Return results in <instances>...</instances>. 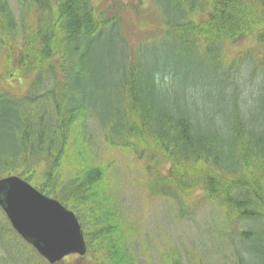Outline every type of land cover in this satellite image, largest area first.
Segmentation results:
<instances>
[{"label": "trees", "instance_id": "16d2710c", "mask_svg": "<svg viewBox=\"0 0 264 264\" xmlns=\"http://www.w3.org/2000/svg\"><path fill=\"white\" fill-rule=\"evenodd\" d=\"M17 3L20 26L0 0V65L15 59L34 76L22 95L0 88V178L16 175L58 200L76 215L88 252L130 264L125 250L103 244L114 234L123 248L109 166L86 161L77 143L78 166L67 158L94 117L108 146L144 162L151 198L183 212L200 192L225 212L235 263L264 264V0H163L174 50L148 65L128 57L126 41L121 53L97 46L119 24L95 19L90 0ZM254 27L261 55L226 61V47Z\"/></svg>", "mask_w": 264, "mask_h": 264}, {"label": "rangeland", "instance_id": "374dc122", "mask_svg": "<svg viewBox=\"0 0 264 264\" xmlns=\"http://www.w3.org/2000/svg\"><path fill=\"white\" fill-rule=\"evenodd\" d=\"M7 1L15 15L20 17L17 0ZM162 2L163 0H93L96 15H114L120 24V30L108 28L97 46H113L121 53V46L127 41L132 54L138 47V56L146 65L153 64L156 56H162L165 47L174 50L175 42L171 43L163 36L164 25L159 14ZM260 51L255 37L249 35L229 48L227 57L239 59L247 52L258 57ZM0 79L1 89L17 95L26 90L31 77L19 78L15 75L14 68L6 69L0 65ZM86 133L87 138L77 139L78 142L75 141L76 134L72 136L67 158L68 162L78 166L79 159L70 155L74 143H77L85 154L86 161L109 166L106 193L116 209L124 249L120 247L114 234H106L109 237L103 239L105 247L115 243V250L118 246L122 253L127 252L130 264H170L168 260L172 258L180 259V264H236L227 235L231 228L225 221L222 207L203 200L199 192L187 201L193 206L187 213H181L180 206L171 199L151 198L144 162L136 161L119 149L108 146L94 117L87 120ZM60 176L68 177L66 168L60 172ZM6 224L0 214V264H39L15 240ZM98 262L111 264L106 256H97L92 252H89L85 261L70 258L59 264H99Z\"/></svg>", "mask_w": 264, "mask_h": 264}, {"label": "water", "instance_id": "95a60500", "mask_svg": "<svg viewBox=\"0 0 264 264\" xmlns=\"http://www.w3.org/2000/svg\"><path fill=\"white\" fill-rule=\"evenodd\" d=\"M0 206L12 227L50 264L85 253L75 216L17 177L0 180Z\"/></svg>", "mask_w": 264, "mask_h": 264}]
</instances>
